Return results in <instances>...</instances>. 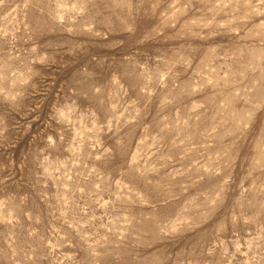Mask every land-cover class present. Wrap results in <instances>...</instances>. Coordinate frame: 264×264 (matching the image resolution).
<instances>
[{
	"label": "rangeland",
	"instance_id": "1",
	"mask_svg": "<svg viewBox=\"0 0 264 264\" xmlns=\"http://www.w3.org/2000/svg\"><path fill=\"white\" fill-rule=\"evenodd\" d=\"M0 264H264V0H0Z\"/></svg>",
	"mask_w": 264,
	"mask_h": 264
}]
</instances>
